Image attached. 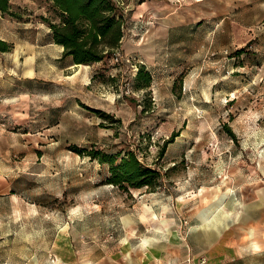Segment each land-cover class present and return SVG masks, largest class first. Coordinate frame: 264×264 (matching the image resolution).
Wrapping results in <instances>:
<instances>
[{
	"label": "rangeland",
	"instance_id": "1",
	"mask_svg": "<svg viewBox=\"0 0 264 264\" xmlns=\"http://www.w3.org/2000/svg\"><path fill=\"white\" fill-rule=\"evenodd\" d=\"M112 1L120 45L87 63L54 42L51 0L0 12V264H183L202 209L264 205V0ZM89 150H133L155 189L108 183ZM148 239L170 261H141Z\"/></svg>",
	"mask_w": 264,
	"mask_h": 264
},
{
	"label": "trees",
	"instance_id": "2",
	"mask_svg": "<svg viewBox=\"0 0 264 264\" xmlns=\"http://www.w3.org/2000/svg\"><path fill=\"white\" fill-rule=\"evenodd\" d=\"M9 0H0V12L8 8ZM60 11L58 23L49 22L48 27L54 42L61 45L63 56H71L74 63L97 62L111 50L119 47L122 37V21L119 8L112 0H51ZM9 44L0 39V52L9 50ZM144 76V85L149 84L150 75L142 68L137 79ZM161 151H163L161 149ZM87 154L100 163L109 165L107 182L118 188H147L153 191L160 178L154 167L144 165L133 150H127L117 158L98 150Z\"/></svg>",
	"mask_w": 264,
	"mask_h": 264
},
{
	"label": "crops",
	"instance_id": "3",
	"mask_svg": "<svg viewBox=\"0 0 264 264\" xmlns=\"http://www.w3.org/2000/svg\"><path fill=\"white\" fill-rule=\"evenodd\" d=\"M225 197L228 199L223 206H229L231 199L226 193L221 199ZM221 210L223 209L219 202L212 207L204 208L198 216L196 215L193 225L182 229L184 235L181 244L184 249L177 257L183 264H186L185 259L189 256H192L197 264H264V205L259 204L257 212L248 213L246 218L235 219L231 216V222L228 223L222 217L214 220L211 218L208 221L211 214L221 213ZM223 215L226 216L225 213ZM131 231L136 233L137 226L134 225ZM246 231L248 237L244 238ZM187 237L195 249L188 251ZM148 241L145 244L140 243L141 261L147 260L149 263H156L160 259L170 261L172 253L167 245L161 244L163 241L149 239ZM173 256L176 257L174 254ZM202 259L204 261L199 263Z\"/></svg>",
	"mask_w": 264,
	"mask_h": 264
},
{
	"label": "built area",
	"instance_id": "4",
	"mask_svg": "<svg viewBox=\"0 0 264 264\" xmlns=\"http://www.w3.org/2000/svg\"><path fill=\"white\" fill-rule=\"evenodd\" d=\"M122 56H123V55H122L119 51H116V52L114 53V60L117 61L118 58H121ZM126 59H127V58H126ZM189 261H191L190 258H189V257L186 258V262L189 263ZM203 261H204V260L202 259V260H200L199 263H202Z\"/></svg>",
	"mask_w": 264,
	"mask_h": 264
},
{
	"label": "bare ground",
	"instance_id": "5",
	"mask_svg": "<svg viewBox=\"0 0 264 264\" xmlns=\"http://www.w3.org/2000/svg\"><path fill=\"white\" fill-rule=\"evenodd\" d=\"M215 214V213H214ZM213 215V214H212ZM215 217V216H214ZM208 220V219H207ZM212 220V219H211ZM208 221H210V219L208 220ZM219 222V221H218Z\"/></svg>",
	"mask_w": 264,
	"mask_h": 264
}]
</instances>
